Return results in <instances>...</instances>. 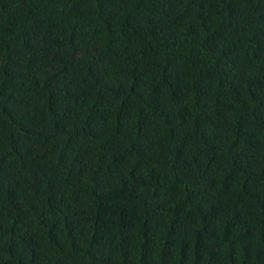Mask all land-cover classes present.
Here are the masks:
<instances>
[{
    "label": "trees",
    "instance_id": "obj_1",
    "mask_svg": "<svg viewBox=\"0 0 264 264\" xmlns=\"http://www.w3.org/2000/svg\"><path fill=\"white\" fill-rule=\"evenodd\" d=\"M0 264H264V0H0Z\"/></svg>",
    "mask_w": 264,
    "mask_h": 264
}]
</instances>
